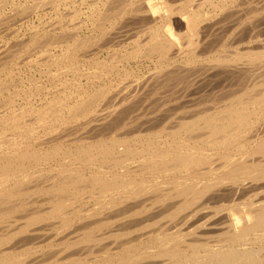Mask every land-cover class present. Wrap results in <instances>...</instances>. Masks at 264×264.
I'll return each mask as SVG.
<instances>
[{
	"label": "bare ground",
	"instance_id": "bare-ground-1",
	"mask_svg": "<svg viewBox=\"0 0 264 264\" xmlns=\"http://www.w3.org/2000/svg\"><path fill=\"white\" fill-rule=\"evenodd\" d=\"M91 4L0 46L2 68L45 49L62 85L0 81V264H264V0ZM196 96L213 105L191 115Z\"/></svg>",
	"mask_w": 264,
	"mask_h": 264
},
{
	"label": "rangeland",
	"instance_id": "rangeland-1",
	"mask_svg": "<svg viewBox=\"0 0 264 264\" xmlns=\"http://www.w3.org/2000/svg\"><path fill=\"white\" fill-rule=\"evenodd\" d=\"M32 1V0H31ZM93 1V0H92ZM12 2V3H11ZM3 5H2V4ZM23 3V4H22ZM90 3V4H89ZM89 3L88 2H86V3H81V4H83V6H79V4L76 6V7H74V6H72L73 8H76L74 11L73 10H71L70 11V9L71 8H69V9H65V7L63 8V7H61L62 9L60 10V11H58V10H56V8L53 10L52 8H51V6L49 7V6H44V7H40V8H37L36 10H34V11H32L31 10V13L29 12L30 11V9H28L27 7H31L30 5L31 4H33V2H30V0H0V46H2L3 44H6V43H10L11 45L12 44H15V43H18L19 42V40H21L22 39V36L23 37H29L30 36V34L32 33H34V32H36L38 29V31H42V32H46L47 33V31H48V29L50 30V28H51V26H52V28H55L56 30H57V33L58 32H60L61 30H63V31H61L60 33H62V32H64V30L65 29H67L64 33H66V34H70V33H72V31H73V28H74V26L73 25H75V23L77 22V20H78V18L80 19H83V20H85L86 19V14H90L91 12H92V7H91V5L93 4H91V0L89 1ZM5 4H7V5H5ZM15 4V5H14ZM19 4V5H18ZM28 6H27V5ZM30 4V5H29ZM80 4V5H81ZM84 4H86V5H84ZM88 5H89V7H88ZM3 6V7H2ZM5 6V7H4ZM20 8H19V7ZM2 7V8H1ZM15 7H17V8H15ZM25 7H26V9H25ZM46 7V8H45ZM83 9H82V8ZM24 8V9H23ZM49 8V9H48ZM80 8V9H79ZM20 9H23L24 10V13L21 15L20 13H22L23 12V10L20 12ZM29 11H28V10ZM46 9V10H45ZM51 9V10H50ZM19 11V12H16V11ZM27 10V12H29V13H25V11ZM64 10V11H63ZM76 10H78V13H79V11L81 10L82 12H84L82 15H80V16H78V14L76 13L77 11ZM43 11V12H42ZM55 11V12H54ZM65 11H69L68 13L72 16H70V15H67L68 13L66 12V13H64ZM14 12H16V13H14ZM52 12V13H51ZM59 12V13H58ZM62 12L64 13V14H62ZM72 12H74V13H76L77 15H75L74 13H72ZM51 13V14H50ZM56 13V14H55ZM61 13V14H60ZM73 15H72V14ZM3 14V15H2ZM16 14V15H15ZM20 14V15H19ZM25 14V15H24ZM60 14V15H59ZM67 15V18L66 19H68V20H70V18H71V21L69 22V21H67L66 19V22L68 23H65V25H63L64 24V22H65V20H62L63 19V17H66V15ZM28 15V17H26ZM61 15H63L62 17H61ZM74 15L77 17V19L74 17ZM60 16V17H59ZM69 16H70V18H69ZM22 17V18H21ZM57 17V18H56ZM73 17H74V19H75V21L76 22H73L74 20H73ZM29 18V19H28ZM49 19H50V21H49ZM56 19H57V21H56ZM80 19V20H81ZM4 20V21H3ZM53 20H55V21H53ZM61 20V21H60ZM82 20V21H83ZM52 21V22H51ZM60 23H63V24H60ZM79 21V20H78ZM25 22V23H24ZM33 22V23H32ZM45 24H44V23ZM50 25H49V24ZM54 23V24H53ZM56 23V24H55ZM78 23H80V21L78 22ZM78 23H76V25L78 24ZM34 24V25H33ZM47 24V25H46ZM57 24H59V25H57ZM32 25H33V27H32ZM41 25H43L42 27H40ZM50 27H49V26ZM55 25V26H54ZM57 25V26H56ZM62 25H63V28L64 29H62ZM67 25V26H66ZM68 25H69V27H71L72 29H70L69 27H68ZM27 26V27H26ZM40 28H39V27ZM58 26H61V27H58ZM65 26V27H64ZM94 25H91V27H92V29L90 30V31H88V30H84V31H82V33H84V32H89L90 34H96L97 33V29H94V27H93ZM26 27V28H25ZM32 27V28H31ZM49 27V28H48ZM18 30H17V29ZM51 28V29H52ZM61 28V29H60ZM46 31H45V30ZM16 30V31H15ZM53 30V29H52ZM51 30V31H52ZM58 30H60V31H58ZM96 30V31H95ZM25 31V32H24ZM50 31V32H51ZM69 32V33H68ZM96 32V33H95ZM11 33V34H10ZM21 33V34H20ZM48 33H49V31H48ZM10 34V35H9ZM8 35V36H7ZM8 40V41H7ZM14 40V41H13ZM32 46V45H31ZM30 46V47H31ZM226 49H228V50H230V49H232L233 50V48H228V46H227V48ZM40 50H43V51H45V49H36L35 51H32L31 52V54H30V51H28V50H24L23 51V55L21 54V56L18 58V60H19V62L17 61L16 63H11V64H8L10 67H8V66H5V67H1L0 68V81H2L3 79L4 80H6V78H3L4 76H9V74L11 75V77H7V80L10 82V83H15V85L18 87V85H20V86H22L23 84V86H24V88H26L25 90L26 91H28V94L27 95H29V92H30V90L32 89V88H29V87H35V84H34V82H33V80H35L36 78H39L40 80H38V83L40 84H47V85H49V93L51 92V94H49L48 93V95H49V97L50 98H52V96L54 97L55 95H57L56 93V91H57V89L58 88H60L62 85H57L58 86V88H57V86H55V88H57V89H55L54 88V86H51V84L53 83V79H52V77L49 75V74H46V73H50L51 71H52V73H53V75H55L56 74V71H57V69H58V71H57V73H58V75L60 74V70H59V67H57L56 68V65H49V67H47L48 65V60H49V58L48 59H46V57L45 56H48L47 55V53H42ZM52 51V50H51ZM123 51V50H122ZM226 51V50H225ZM40 52V53H39ZM114 52V50H112V52L111 53H113ZM221 52H224L223 50H221ZM30 54V55H28V54ZM33 53V54H32ZM42 53V54H41ZM36 54H38V55H36ZM40 54V55H39ZM24 55L26 56H29L30 57V59H31V62H28V63H30V64H28V63H23V64H20L21 63V57L24 59ZM43 56V58H44V60H45V62L44 61H42L43 60V58H42V56ZM27 56L25 57V58H27ZM108 56V54H104V56H102V57H107ZM42 58V59H41ZM41 59V60H40ZM33 60V61H32ZM38 61V63H37V61ZM109 60V59H108ZM34 61H35V63H34ZM110 61H111V59H110ZM39 62H41L40 64H39ZM34 63V64H33ZM43 63V64H42ZM45 63V64H44ZM12 64H13V66H12ZM15 64V65H14ZM19 64V65H18ZM28 64V65H27ZM37 64H39V65H37ZM132 65L131 66H133V67H131V66H129L130 68H129V70H132V68L137 72V71H139L140 69V71H141V75L142 74H146V73H148V71L150 70V69H154L155 68V66L153 65V64H148V63H145V64H143V65H141V67H140V65H138L137 63H135V62H132L131 63ZM147 64V65H146ZM45 65V66H44ZM136 65V66H135ZM145 65H146V67H145ZM153 65V66H152ZM135 66V67H134ZM137 66H139V67H137ZM8 67V68H7ZM48 69H47V68ZM88 67V66H87ZM90 67V66H89ZM89 67L87 68V71H90V72H93V71H95V67L93 68V66H91V68L89 69ZM18 68V69H17ZM50 68V69H49ZM55 70L56 69V71H54L53 69ZM146 68V69H145ZM7 69H9V70H7ZM38 69V70H37ZM47 69V70H46ZM137 69H139V70H137ZM6 70V71H5ZM18 70V71H17ZM43 70H44V75H42L43 73H41V71L43 72ZM93 70V71H92ZM9 71V72H8ZM11 71H12V73H11ZM23 71V73H21ZM35 71V72H34ZM48 71V72H47ZM144 71V72H143ZM147 71V72H146ZM55 72V73H54ZM34 73V74H33ZM114 74V75H113ZM24 75V76H23ZM39 75V76H38ZM49 75V76H48ZM57 75V74H56ZM55 76V77H60V75L59 76ZM71 75H72V73H71ZM111 75H113L114 77L113 78H111L112 76ZM111 75L109 76L110 77V79L108 78V77H105L104 78V80H102L101 82H98V83H100V84H104V83H110L111 81H113V79H115V77H116V73H111ZM21 76V77H20ZM29 76H30V78H32L33 80H31L30 78H29ZM35 76H36V78H35ZM42 77H44V78H42ZM11 78V79H10ZM50 78H51V80H50ZM69 78H72V77H69ZM107 78V79H106ZM2 79V80H1ZM10 79V80H9ZM24 80V82H23V80ZM28 79H30V80H28ZM22 80V81H21ZM50 80V81H49ZM81 80L85 83L86 81H87V79L85 78V77H83V78H81ZM84 80H86V81H84ZM11 81H13V82H11ZM32 81V82H31ZM36 81H37V79H36ZM41 81V82H40ZM43 81V82H42ZM49 81V82H48ZM103 81H104V83H103ZM117 82L116 83H118L119 81L121 82L122 81V78H118L117 80H116ZM18 82H22L23 84H19ZM29 82H31V83H29ZM48 82V83H47ZM119 82V83H120ZM17 83V84H16ZM49 83H51V84H49ZM33 84V85H32ZM26 85V86H25ZM227 85V86H226ZM229 84L227 83V84H225V86H223V87H226L228 90L227 91H229L230 89H229ZM29 88V89H28ZM53 88L55 89V90H53ZM180 88H182V87H180ZM216 87L214 86V90H213V87H211V89L209 90V91H217V93H216V91L215 92H209L208 91V89L207 90H204V91H206V92H204L205 93V95H206V93L208 94V95H206V96H204V93H202V94H199L200 96H203V97H206L207 98V96H210V95H212L213 93H214V95H212L211 96V98H213V101L215 100V99H218V97H224L223 95H224V93H225V88H224V90H223V88L221 87H219V92H218V88H216ZM13 90H14V87L12 88ZM194 90V88H192L191 89V92ZM199 90H201V89H199ZM52 91H53V93H52ZM208 91V92H207ZM221 91H223V92H221ZM226 91V92H227ZM231 91V90H230ZM230 91H229V93H230ZM56 92V93H55ZM210 93V94H209ZM223 95H222V94ZM45 94V93H44ZM44 94H42V95H40V96H38V97H36V98H31V99H29V97L27 98V97H24L25 99H23V100H19V104H17V109H20V108H23V105L25 106V108H29V106L30 105H35V104H38L39 103V100L41 101L43 98H45V95ZM221 94V95H220ZM26 95V96H27ZM51 95V96H50ZM59 95V94H58ZM160 95L162 96L163 94H162V92L160 91V94L159 95H156V96H154V98H152V99H150V100H155L156 98L155 97H160ZM197 95V94H196ZM198 95V96H199ZM217 95V97H215ZM226 95V94H225ZM60 96V95H59ZM197 97V96H196ZM203 97H197V99L195 98L194 99V104H195V106L193 107V103L192 102H190L189 104H190V106H189V104H188V106L186 107V109L188 108V110H192V109H194L195 110V112H197L198 111V109H202L203 108V106L205 107V105L204 104H209V105H206V107L208 106V108H211L212 107V105H213V102L211 101V98L210 97H208V99L209 100H207L206 98H203ZM39 98V99H38ZM46 98H48V97H46ZM203 98V99H202ZM159 99V98H158ZM202 99V100H201ZM207 100V102H206V100ZM27 100H28V102H27ZM157 100V99H156ZM155 100V101H156ZM26 101V102H25ZM30 101V102H29ZM34 101V102H33ZM38 101V102H37ZM152 101H150L151 103H152ZM158 101V100H157ZM196 101V102H195ZM201 101V102H200ZM205 101V102H204ZM147 102H149V101H147ZM149 102V103H150ZM199 102V103H198ZM204 102V103H203ZM28 103V104H27ZM30 103H32V104H30ZM35 103V104H34ZM200 103L203 105V106H201L200 105ZM28 105V106H26V105ZM30 104V105H29ZM184 105H185V103H183ZM191 104H193V105H191ZM197 105L200 107V108H198L197 107ZM192 106V107H191ZM32 107V106H31ZM148 107V105L146 106V105H144V108H147ZM185 107H183V114L185 113V115H186V113H188V111L186 110V109H184ZM205 107V108H206ZM143 108V109H144ZM190 108H192V109H190ZM198 108V109H197ZM142 109V110H143ZM141 110V109H140ZM145 111L144 112H147V111H149V110H147V109H144ZM178 110V112H179V110H182V108H179V109H176V111ZM194 110H192L190 113H191V115H193L192 114V112L193 113H195L194 112ZM139 112H141V111H139ZM182 112H179L178 114L179 115H181V117L183 116V114H182ZM142 113H143V111H142ZM190 113H188L187 115H189ZM178 114H176V116H178ZM178 117H180V116H178ZM147 243H149V244H151L150 246H148L149 244H147ZM146 245H147V249L149 250V251H153V250H156V247L155 246H157V244H155V245H153L152 244V242H146V244H145V246L144 245H141V246H143V247H141L139 250L141 251V252H143V253H146L147 252V249H146ZM137 247V246H136ZM150 247H151V249H150ZM145 250L146 252H144V251H142V250ZM153 249V250H152ZM169 262V261H168ZM176 261H171V262H169L168 264H173V263H175ZM104 262L102 261V264H103ZM176 264V263H175Z\"/></svg>",
	"mask_w": 264,
	"mask_h": 264
}]
</instances>
